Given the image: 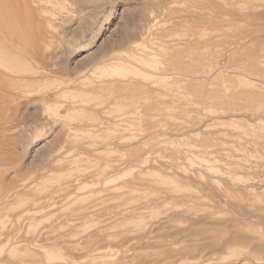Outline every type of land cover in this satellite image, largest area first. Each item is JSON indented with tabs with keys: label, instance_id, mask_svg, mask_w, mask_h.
Wrapping results in <instances>:
<instances>
[{
	"label": "rangeland",
	"instance_id": "obj_1",
	"mask_svg": "<svg viewBox=\"0 0 264 264\" xmlns=\"http://www.w3.org/2000/svg\"><path fill=\"white\" fill-rule=\"evenodd\" d=\"M258 24L264 0H0V264H264Z\"/></svg>",
	"mask_w": 264,
	"mask_h": 264
},
{
	"label": "bare ground",
	"instance_id": "obj_2",
	"mask_svg": "<svg viewBox=\"0 0 264 264\" xmlns=\"http://www.w3.org/2000/svg\"><path fill=\"white\" fill-rule=\"evenodd\" d=\"M246 16H247V18H248V17H249V14L247 13ZM259 16H260V13H259V15L257 16V17H258V20H256V21H259V20H260V19H259V18H260ZM250 17H251V16H250ZM253 18H254V17H253ZM255 18H256V15H255ZM248 19H249V18H248ZM260 22H261V21H260ZM257 23H259V22H257ZM250 25H252V24H250ZM250 25H249V26H250ZM258 26H259V27L261 26L260 29H261V28H262V29H261V30L259 29V30H260V32H262V31L264 30V29H263L264 26H262L261 24H258ZM261 45H262V44H261ZM262 48H263V47H262ZM262 58H263V60H264V55L262 56Z\"/></svg>",
	"mask_w": 264,
	"mask_h": 264
}]
</instances>
